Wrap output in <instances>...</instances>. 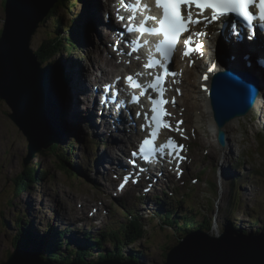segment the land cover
I'll return each instance as SVG.
<instances>
[{"label":"rangeland","instance_id":"1","mask_svg":"<svg viewBox=\"0 0 264 264\" xmlns=\"http://www.w3.org/2000/svg\"><path fill=\"white\" fill-rule=\"evenodd\" d=\"M3 6V0H0V29L4 20ZM70 9L72 16L61 10L56 15L57 17H62L63 25H65L64 20L66 18L70 21L74 17L79 19L78 23L73 27L76 34V39L73 40L80 46V49L73 52L74 55L68 56L65 63L61 59L58 61L60 56L57 54L54 56L50 54L49 60L54 64V61L58 63V66L55 64L56 68H54L59 75V87H62L59 70L62 71L65 77L64 67L60 66L67 62L78 63L82 66V71L84 69L85 72L84 77L80 75L83 84L87 86V84H93L95 75L100 76L99 72L91 71L94 67L100 66V69L105 71L103 64L106 60L102 57V52L107 53L110 48L107 46L108 42L105 39L103 28L100 26L103 23V19L99 12L95 25H91L95 12L92 0H79L78 7L75 9L70 6ZM50 23V21L42 22L31 39L30 47L40 57L44 53L41 52V49L46 50V47H51L55 42V38H57L54 37V33L58 32L56 25L52 26ZM97 29L98 32L96 31ZM86 30L97 32L92 36V41L97 42V46L100 45L102 47V54L101 56L97 54L98 58H94L95 62L89 57L93 53L92 50H95V48L89 49V45L92 42L90 41L89 44L88 40H86V43L83 44L85 39L84 37L80 38L82 31L89 37L88 33H85ZM58 33H61L62 36H73L72 31L63 30V28ZM247 44V47L242 48L245 49L249 46L255 48L253 43ZM240 50L236 49V53L233 50L230 51L236 58L237 52ZM227 51L226 49L225 52L227 53ZM239 54L240 58L242 55L241 53ZM218 56L219 53L217 52ZM64 58L66 57L64 56ZM214 58L215 56H213ZM237 61L241 62L240 60ZM107 62L109 61L107 60ZM252 62L255 69L253 75L259 79L264 77V70L257 67V61ZM244 63L248 62L245 61ZM251 65L252 63H248L246 66L250 68ZM235 68L244 70L238 66L232 67V69ZM248 68L245 70H248ZM191 74L189 71L188 75ZM182 80L185 83V78H182ZM189 80H193L192 76ZM262 86H264V78L260 85L261 93ZM179 91L184 95L185 89L183 86L180 87ZM67 94H70L67 103L69 106L65 103V109L75 106L73 105V102H75L73 91H67ZM189 94H191L190 91ZM183 95L181 97L174 95L176 102L172 106L171 111L174 114V119H182V124L180 125L181 127L173 125L171 138L177 143L188 147L190 159L187 162L185 161L186 164L183 163L177 172L168 174L171 177L168 180L171 184L159 186L158 191L161 189L166 191V196L170 201L165 196L161 201L166 200L167 203H163L160 206L156 200H136L134 197H127L133 192L132 190H126V194L124 191L122 193V197H124L120 200L127 206L135 205L134 208L131 207L132 212L135 214L133 217L137 216L142 221L145 226V234L142 239L137 240L133 245L125 246L117 254L125 256L128 250L138 251L142 254V259L139 260L140 264H163L167 249L175 246L186 235V230L180 231V228L178 229L162 222L160 217L155 214L157 211L164 213L167 209H175L176 214L180 216L177 217V220L181 222V226H183L184 222H191L203 228L211 226L212 230L209 234L212 236L220 235L223 231L228 230V224H231L233 228L241 229L248 233L264 232V132L262 131L263 119L261 118V108L264 104L260 107L258 103H255L256 106L254 105L249 114L244 116L243 119H239L237 124L234 122L233 125H227L232 130H226L227 144L224 148H221L216 140V131L215 133L211 131L209 121L205 119L195 120L196 113L199 114L205 111L203 103H200L198 99L188 98L189 102L186 103L187 110H185L178 103L183 102ZM38 98L35 97V102L37 103L40 100ZM29 100L31 101V98ZM195 101L198 103V107H196L198 110L190 106ZM205 102H207V99L204 100ZM71 110L69 109V111ZM259 110L260 114L258 113ZM81 111L83 116L81 117V114L73 120L76 131L72 132L71 136H68V133H65L67 129L64 127L61 130L64 134L63 132L59 133L61 138L57 146L60 152L64 147L68 152L67 145L72 140L71 143L75 151L72 153L71 162H69L71 168L67 164L66 169L63 170L60 168L57 159L48 150L42 149L35 154L28 166L25 167L23 160L28 154L29 141L8 118L7 115L10 113V109L4 101L0 100V263L8 259L9 255L15 250L14 247L17 245L18 239H21L22 236L25 235V239L28 240L27 244L35 243L33 238L40 240L43 235L46 237V241H55L57 239L55 237L56 233L64 230H67V233H65L62 243L68 238L71 239V234L73 235L78 231L80 238L76 237L78 241L72 242L71 248L84 244L83 241L88 242V245L92 248V256L86 259L84 263H95L93 261H97L99 252L107 251V253H110L111 249L114 250L111 237L106 236L107 241L100 245L101 249L96 248L93 243L104 232H108L110 229L118 230L129 220L120 208L122 205L116 202L119 200L113 199L111 193L106 194L101 188L105 180L110 179L108 171L112 173L113 170L109 169L110 166L107 162H100L105 157L100 154L105 152L106 155L119 153L117 150L112 152L111 149L117 147L119 144L117 141H122L121 132L115 131L114 134H111V130L105 131L103 129L101 133L99 127H89L86 125L85 120L88 114H84L83 108H81ZM62 115L63 117L66 116L63 113ZM102 117L105 116L103 115ZM28 124V129L36 127L35 121ZM58 124L60 125V122ZM21 125L23 127L24 123L21 122ZM42 125L38 123V128H46V121ZM98 125L100 124L98 123ZM115 128L117 129L116 126ZM234 128L235 130H233ZM96 131L102 136V138L97 137L98 146L91 140L92 136L97 135ZM124 131L126 135L129 134L128 128ZM38 132L40 133L37 137L39 143L50 141L49 139L45 140L48 137L47 133L41 130H38ZM75 136L80 142L78 145L74 144ZM125 141L129 142L130 140ZM106 142L109 143L106 144ZM120 148L119 146L116 149ZM35 170L38 178L36 185L23 188L21 183L15 180L19 177L18 180L21 182V178L25 176L26 171L27 173H33ZM69 171L73 174L79 172V177H74ZM42 172H44L45 177H42ZM192 178H198V183L195 185L191 184ZM16 183H18V186ZM27 183L24 182V185ZM130 189L135 190L140 189V187L132 185ZM102 200H105L104 206L99 207ZM178 201H182V203L177 204ZM89 213H92L93 216H90ZM17 214L26 216L30 220L27 227L23 228L24 231H28L27 233L15 225ZM77 215H80L88 222L79 221L74 226L71 225L68 220H72ZM52 229L54 230L52 231ZM88 236H91V238H88ZM49 248L50 244H46L41 248L32 246L34 254L36 249L38 253L41 252L43 255L39 256L36 253L39 259L35 255V258L29 256L32 259L30 260L33 262L32 264L45 261L44 259L50 253L48 252ZM67 253L63 246L51 255L50 260H57L61 257L63 262L69 255ZM123 262L127 261L124 260Z\"/></svg>","mask_w":264,"mask_h":264},{"label":"water","instance_id":"2","mask_svg":"<svg viewBox=\"0 0 264 264\" xmlns=\"http://www.w3.org/2000/svg\"><path fill=\"white\" fill-rule=\"evenodd\" d=\"M57 2L58 0L4 2V20L0 31V100L10 109L8 118L29 141L28 154L23 160L25 167L36 153L58 145L61 138L57 131L60 128L61 93L56 67L42 68L30 47L32 36L38 30V24L34 23L37 17L31 12L36 11L39 16L46 17ZM245 69L228 68L216 74V78L227 77L228 83H215L216 86L211 87L209 104L212 107L216 140L221 148L227 143L225 127L234 118L249 114L260 91L261 81L249 68ZM229 85L233 87L232 93L227 91ZM243 85L247 90L246 94L240 89ZM44 93L49 95V99L45 100ZM35 97H40L41 102H35ZM217 98L221 100L217 102ZM219 103H222L224 111ZM34 121L36 127L28 129V123ZM45 121L46 128H38V123L42 125ZM21 122L24 123L23 127ZM38 130L47 133L45 140L50 141L39 143ZM34 255L39 259L31 250L17 249L0 264H32L29 256L35 258ZM37 264L53 263L40 261ZM67 264L80 263L73 261ZM95 264H140V261L107 259ZM163 264H264V233H244L241 230L232 233L225 230L220 235L212 236L198 229L188 233L176 246L169 249Z\"/></svg>","mask_w":264,"mask_h":264},{"label":"bare ground","instance_id":"3","mask_svg":"<svg viewBox=\"0 0 264 264\" xmlns=\"http://www.w3.org/2000/svg\"><path fill=\"white\" fill-rule=\"evenodd\" d=\"M74 1H73V3H74ZM75 2L77 3L76 5H74L73 3L72 4L75 6L74 8L76 9L78 7V1L76 0ZM106 3L108 4V6H110L111 3H113V0H105V1L100 0V1H97V2H96V0H92L93 10L95 11L94 12V17H93V22L91 23L92 26L95 25V21L97 19L98 12L100 13L102 19H105L106 21H110V18L113 17L111 10L106 9L105 8L106 6L104 7V5ZM69 8H70V6H69ZM60 10L68 13L69 16H72V12L67 11V10H64V9H60ZM50 12H51V10H50ZM31 13L34 16L37 17V19L34 21V23L38 24V27L41 25L42 22H44V21L45 22H48L49 21V19H46L47 16L46 17H43L42 15L39 16L36 11H32ZM102 13L104 14V16H103ZM182 15H186V13L184 12V14H182ZM34 16H32V17H34ZM116 16L118 18V14L117 13H116ZM53 20L55 21L56 19H53ZM64 21H65V25H66L65 29L68 31V28L67 27H69L71 29L69 32L72 31L73 32V36L75 38L73 36H71V35H69V36L68 35H64V36L58 35L57 32L54 33V37H57L56 39H60L62 41L63 40L70 39V38H72V40L73 39H76V34L74 33L73 27L75 26L76 23H78L79 19L77 17H74L70 21V20H68L66 18V20H64ZM103 23H104V20H103ZM105 24H107V23H105ZM116 25H118V23L114 22V20H113V26H112V28H115ZM228 30H229V33L227 32ZM0 31H1V29H0ZM96 31L98 32V29ZM96 31H92V30L87 31L86 30L85 33L87 32L88 35H89V37H87L84 34V32L82 31L81 36H80V38L81 37H84V39H85L83 41V44L86 43V40H88L89 44H90V41L92 42L91 45H89V49L91 50V49L95 48V50H92L93 53H91L89 57L92 60H94V62H95V59L94 58H98V56H101V54H102L101 53L102 52V49H101L102 47L100 45H99L100 47L97 46L98 43L92 41V36L97 33ZM231 33H232V30L231 29H227V30L224 31V33L218 34L217 36H219L218 37L219 38V43H218V40L215 38V45H213L212 47L210 46V47L207 48L209 52L212 51V48L215 49V50H217L215 52V54H213V53H211V55L210 54L209 55L207 54V56L209 57L210 60H214L217 57V52L221 51V52L224 53L226 49L228 50L227 51L228 56L226 58L227 59V62H225V63L222 62V64L220 65V67L217 66V68L215 70H213L212 72H208L209 77H210V80L212 81V83H210V81L200 80L201 73L206 68V66H203L205 63H207L206 60H203L201 63H199L197 66H195L192 70L190 69V67H187V69L185 71V76H184L185 83L183 82V87L185 89V92H184V95H183L184 99H183V102L182 103L180 102V104H179L182 108H185V110H187L186 109V103L189 102L187 100L188 98L189 99L190 98L198 99L200 101V103H203V107H204L205 111H203V112H201L199 114L196 113L195 120H200V119L208 120L209 123H210L209 124L210 129L214 133H215V126H214V122H213L214 118L212 117V107L209 104V100H207V102L204 103V100L206 99L204 93L205 92H210L211 91V87L213 88V87L216 86L215 83H222V82L223 83H228L227 77L223 76L221 78H216L215 77L216 74H218L220 72H224L228 68L231 69L232 67H235V66H238V67H240L242 69H245V66L248 63H252V65L250 66L249 69L252 72H254L255 71V69L253 67L254 63L252 61H255V60H264V52H262L257 47L256 48H251L250 46L248 48H245V49L242 48L240 51H238L237 52V56L235 58L234 54L230 50H233L235 52L236 49H239L238 48L239 44L242 43L244 40L242 42H238L232 35H230ZM201 40H202V38L200 37L199 40H197V41H201ZM203 41L205 43L204 38H203ZM73 43L77 46L76 51H78L80 49V46L77 43H75L74 40H73ZM243 47H247V43ZM61 48L63 49L62 51H59L58 50L56 52L57 55L60 56V58L58 59V61L61 59L65 63L67 61L66 59H68L67 58L68 57V53L71 54V55H74V54H73V51L72 50H69L68 46H63ZM239 53H241V55H242L240 58H239V55H240ZM97 54H98V56H97ZM133 54L134 53H132L131 51L128 50V48H126V55H125V57L122 58V61H119V60H121L120 57H117L116 53H113V51H112L111 52V61L107 62V60H106L105 63L103 64L104 65L103 68L105 67V71L103 70L101 72V75L100 76L95 77L96 85H97V83H100V86H103L104 83L102 81L118 82L121 78H123V76L125 78L126 73L132 72V68L138 69L139 63H136L133 60V56H132ZM34 55H36V59H37V61L39 62L40 66L42 68H44L46 66H54L55 67V64L58 66V63L56 61H54L55 62V64H54L53 62H50L49 59H45V58L43 59V58L40 57V59H41V61H40V59H39L36 51H34ZM64 56L66 58H64ZM213 56H215L214 59H213ZM80 60H81V58H80ZM237 60H240L241 62H238ZM43 61L47 62V65L46 66H44V63H42ZM124 61L129 62L130 65L128 67H126L124 65ZM245 61H247L248 63H244ZM49 62H50V64H49ZM82 62H84V61L82 60ZM67 63H71V64H67ZM67 63L66 64H63L62 66H60V67H64L63 71L65 72V77L63 76L62 71L59 70V73L61 75V80L60 81H61V86H62V87H59V90H60V93H61V88H62V93H61V99H60V101H61V117L59 119V122H60V125L59 126H60V128L57 131L63 132L61 130L64 129V127H65L67 129V131L65 133L66 134L68 133V136L69 135L71 136L72 135V132H75L76 131V128L74 126L73 120H75L76 116L79 117L82 114L81 113L82 112L81 111V108H83L84 109V114L86 113V114H89V115H93L94 118H95V120L100 124L98 126H99V129H100L101 133H102L103 125L108 126L109 124H113L114 126L117 127V129H121V130H127V128H128L129 134L128 135H126V134L123 135L122 141H117V142H119V144L117 145L116 148H119V146L121 148L120 149H116V148H112L111 149L112 152H115L117 150V152H119V155H116V153H112V155H106V152L100 154L101 156H105L103 158V160L106 159L105 161L106 162H109V163L111 161L113 163L117 159H125V158L128 159V157H127L126 154L128 153V150L130 148V144L132 146V144L135 142V139L133 137L135 136V134L137 132V127H132V126L131 127H128L124 123L125 120H122V123H121V119H122L121 117H120V120H108L106 114H101V116L104 115L106 118L105 117H103L104 119L103 118H98V114H97L98 111H96V109H95V115H96L95 116L94 113H93V107H94L93 106V103H94V98H95V95H94V91H95L94 85H93V89L91 91V88H88L87 86H85L83 84L81 75L84 77V73L85 72H84V69L82 71V66L80 64L74 63V62H67ZM256 65H257V67H259V68H261V69L264 70V67L260 66L259 64H256ZM257 67H255V68H257ZM93 69L94 70L92 72H96V71H99L100 72V66L97 68V70H96V68H93ZM109 69H111V70H109ZM108 70H109V72H107ZM189 71L192 73L191 75H188ZM191 76L193 78L192 81L189 80V78H191ZM263 78L264 77H260L261 81H263ZM58 79H59V75H58ZM174 82H177V78H172L171 79V84L174 83ZM63 85H64V87H63ZM81 88H82V90H81ZM232 89H233V87L231 85L227 86V91H229V93H232ZM240 89L242 90L243 93L246 94L247 90H246V88H245L244 85ZM67 91H69V92L70 91H73L74 99H75V102H73V105H75V106H72V107H69L68 109H65L64 108V105H65V103L66 104L68 103L69 98H70V94H67ZM189 91L191 92V94H189ZM193 94H195V95H193ZM43 96H45V100L49 99V95L48 94L44 93ZM38 99H40L39 100V103H40L41 102V98L39 97ZM81 100H82V102H80ZM170 100L172 102V98H170ZM219 100H221V99L220 98H217L216 99L217 102ZM255 103L256 104L258 103L260 105V107H261L262 104H264V86H262V93L260 91L258 92L257 99H256V102ZM256 104H255V106H256ZM67 106H69V105L67 104ZM190 106H192V108L195 107V110H198V108H196V107H198L197 101H195L194 103H192ZM219 107L222 110L224 109L222 103H219ZM69 109H72V110L69 111ZM263 109H264V105L261 108V118L263 119L262 120V125H263L262 126V131L264 132V112H263ZM31 111L33 113V110H31ZM62 113L64 115H66V116L63 117ZM258 113L260 114V110L258 111ZM82 116H83V114L81 115V117ZM243 118H244L243 116H240L239 118H234L229 124L230 125H233L234 122H235V124H237L239 122L238 120L239 119H243ZM85 120L88 123L90 120H93V118H92V116H89ZM133 121H137V120L134 119ZM185 128H187V127H185ZM225 130H232V129H230L229 126L228 127L226 126L225 127ZM233 130H235V128ZM167 133H169V132H167ZM63 134H64V132H63ZM163 135H167V134L165 133ZM126 136H128V137H126ZM125 140H127V141L130 140V141L129 142H126ZM181 156H183V155H181ZM103 160H100V162H102ZM183 163L186 164L185 161H183ZM187 169H188V166H187ZM133 172H136L137 173V171L134 168H132L130 166V164H128L126 174L133 173ZM110 173H111V171H110ZM112 174H114V177L112 179H109L111 182H112V180H114L116 178V173L114 171L112 172ZM122 177L123 176H121V182L124 181V179ZM137 178H138L137 183H134L133 185H138L140 187V189L133 190V189H130L131 186H129L127 188H122L121 189V194H119V191H120L119 187L117 185H114V187L112 188V191L111 192H107V194L108 193H111L112 197L114 198V197H122V193L125 190H132L133 192L138 190V191H140V193H142L143 191H145V199H147L148 201H150V200H153V198L155 196L162 195V194H164L166 192L163 189H161L160 191H158L160 185L164 184L165 186H168V184H171L168 181L169 179H171L170 175H168V173H165L161 168H159V166L153 167L152 168V172L149 171L147 173H141V175H139ZM178 202L180 204L182 203V201H178ZM101 206L102 205H100L99 207H101ZM89 214H90V216H93L92 213H89ZM68 221L73 226L75 224H77V222H79V221L80 222H83V223L84 222H86V223L88 222L87 220L83 219V217H80V215H77V217L73 218L72 220H68ZM170 226H174L176 228V226L174 224H171ZM78 235H79V233L77 231V233H75V234H73L71 236V238H72V240L74 242L78 241V239L76 237L80 238ZM89 237H91V236H88V238Z\"/></svg>","mask_w":264,"mask_h":264},{"label":"snow or ice","instance_id":"4","mask_svg":"<svg viewBox=\"0 0 264 264\" xmlns=\"http://www.w3.org/2000/svg\"><path fill=\"white\" fill-rule=\"evenodd\" d=\"M122 3L125 7L128 6L127 0H122ZM156 7L161 10V15L159 17L155 16H147L145 20L141 22L139 25V29L143 31H147L148 33L158 34L162 36V39L156 45L157 52L160 53L162 59L153 60L149 59L145 64L146 68H154L159 67L164 69L163 73L157 74L153 80L148 84V88L152 89L157 95L160 97L159 99L153 98L149 96L150 103L152 107L150 109L152 116L150 119L157 124H160V118L162 115H170L162 110V105L167 103L168 101L164 100L163 90L161 88L162 82L165 79V76L171 74L175 75V73H169L168 69L165 67V63L170 59L171 54L174 51V46L177 42V38L182 33H190L188 37L184 40L185 46H191L193 43V36L196 35H204L205 33L191 31L194 26L203 24V23H211L213 21H217L221 17L227 16L229 13L235 14L237 16L242 17L243 19L251 20L253 16H257L259 21H264V0H155ZM187 6L189 9L186 15H182L181 6ZM195 6L196 9L199 10L194 16L191 11V7ZM140 6V0H135L134 8ZM143 9L147 10L148 5L143 4ZM255 8L256 12H253L251 9ZM204 9H211V17H207L203 15ZM119 12V10H117ZM119 19H125L123 16H118ZM128 20H133L134 16H129ZM153 20L156 22V26L152 28L146 27V21ZM128 30L132 31V25L129 24ZM135 43V41H133ZM200 52L201 46L196 44L194 48L188 47V50L183 52V56H189L191 51ZM135 51V49H133ZM191 64L192 62L189 61ZM208 72H212V68L207 69ZM137 76L141 75V73H136ZM205 80L208 79V76L205 75L203 77ZM119 79V78H118ZM125 79L136 88H142L143 85L136 83L133 81V76L129 75L125 77ZM147 89L142 90L139 93V96H144ZM177 93L179 94V89H177ZM132 102H139L138 96H132ZM173 103L175 102L173 98ZM141 113L137 112V116H140ZM145 120L149 119L148 115L145 113ZM178 123H182L178 122ZM163 127H170L168 124H163ZM145 125H141V129H143ZM157 137V132L152 130L149 132V136L146 137L142 143L139 145V153L143 156V158L147 161L152 153H160V159H163V154L167 149V156L175 159L179 157L178 149H183V145L177 146L175 142L169 138L165 143L160 144L158 146L155 145V139ZM175 153V155H173ZM133 156L137 155V152L132 153ZM183 159V157H179ZM171 163V160L168 161ZM179 161H177L178 163ZM135 163V161H133ZM127 183V178L121 183L120 188L124 187V184Z\"/></svg>","mask_w":264,"mask_h":264},{"label":"trees","instance_id":"5","mask_svg":"<svg viewBox=\"0 0 264 264\" xmlns=\"http://www.w3.org/2000/svg\"><path fill=\"white\" fill-rule=\"evenodd\" d=\"M73 1L74 0H58L56 5H54V7L51 9V12L46 17V19H49V21L51 22L50 24H52V26L56 25V29L58 32H60V29H62V28H63V30H65L66 25L62 24V17L61 16L57 17L56 14L58 13V11L60 9L71 11L69 6L75 7L74 5H76L75 1L73 3L74 5L72 4ZM77 1L79 3V0H77ZM4 2H5V0H3V5H4ZM53 19H56V20L54 21ZM67 28H68V31L71 30L69 27H67ZM58 32H57V34L61 35V33H58ZM63 46H68L69 50H72L73 52H75L77 49V46L73 43L72 38L67 39V40H63V41L55 38V42L51 47L50 46L46 47L45 48L46 50L41 49V52H44V53L46 52L45 54L43 53L41 58L50 59L49 55L52 54V56H54L55 54H57L56 52L58 50L62 51L63 49L61 47H63ZM70 55L71 54L68 53V56H70ZM38 57L40 59V55H38ZM40 61H41V59H40ZM42 63H44L45 66L47 65V62H45V61H43ZM49 64H50V62H49ZM73 141H74V144H76V145L80 144L77 136L74 137ZM71 142H72V140L67 145L68 152H67L65 147L62 148V150L60 152L57 145H52V147L50 149H48L50 154L53 155L57 159L60 168H62L63 170L66 169L67 164L71 168V164L69 162H71L72 153L75 151L73 144ZM94 144L96 146H98L97 138L94 139ZM42 174H43L42 177H45L44 172H42ZM71 175H73L74 177H79V172H76L75 175L73 173H71ZM18 178H16L15 180L18 183H21L23 188L25 186L30 187L31 185H36L37 181H38V178L36 176V170L33 173H31V172L27 173V171H26L25 176L23 178H21L22 179L21 182L18 180ZM24 182H28V183L24 185ZM18 183H16L17 186H18ZM166 198H168V197L166 196ZM155 199L157 201L160 198L157 196V197H155ZM118 202L120 203V201H118ZM158 202H160V201L158 200ZM177 204H180V203L178 202ZM131 207L132 206H130V207L123 206V208H122V211L127 215V218L129 219V220H127V222L124 226H121L118 230H111L110 229L108 232H104L102 235H100L99 238H96L94 240L93 244L98 249H101L100 245H102L104 242L107 241L106 236L109 238L111 237L113 239L112 242L114 244V250L111 249L110 253H107V251L99 252V254L97 256V261H102V260H106V259H117V260H121V261L133 259L134 261H138V259H142V254L140 252L134 251V250H128L125 253V256H120L119 254H117L118 252L123 250L125 246L133 245L137 240L142 239L144 234H145V229H144L145 226L142 224V221L137 216L133 217V215H135V214L132 212ZM128 210H130V211H128ZM155 214L160 217L162 222H164L166 224H170V225L174 224L178 229L180 228L179 229L180 231L186 230V231L191 232V231L197 230L198 228H202V230L209 233V232H211V229H212L211 226H208L207 228H203L201 226H196L191 222H189V223L184 222L183 226H181V222L180 221L178 222V220H177V217H179V214H176L175 209L166 210L165 213H161L160 211H157ZM29 223H30V220H28L26 216H20L19 214L16 215L15 225L18 228H21L24 231L23 228H26ZM227 228H228V231H230L232 233L239 232L238 229L233 228V226H231V224H228ZM24 232L27 233L28 231H24ZM65 232L66 231L57 232L55 235V237L57 239L55 241H53L51 239H49L51 241H48V240L46 241L45 240L46 237H44V235H43V237H41L40 240H44V241H40V240L33 238L35 243H31V244H27L28 240L25 239V235H24L21 237V239H18L17 245H15L14 249L15 250H17V249H24V250L29 249V250H31V253H34L32 251V246H36L38 248H41L42 246H45L46 244H50V248L48 249L49 250L48 252H50V253L48 254V257L45 260H47V262H54V260H52V261L50 260V257H52L51 255L55 251H58L59 249H61V247L64 246L68 252L67 254H69V255L65 258L66 259L65 261L62 262V260H61L62 263H69L71 261H74V262H80L81 264H84L86 259H88L89 257L92 256V250H91L92 248L90 247V245H88V242H86V241H83L84 244H79L76 248H71L72 243L70 242L69 239L64 240V243H62ZM89 238H91V237H89ZM168 249H167V251H168ZM35 251H36L35 253H37L39 256H43L41 252L38 253V251L36 249H35ZM60 256H63V255H60ZM93 262H95V261H93Z\"/></svg>","mask_w":264,"mask_h":264}]
</instances>
